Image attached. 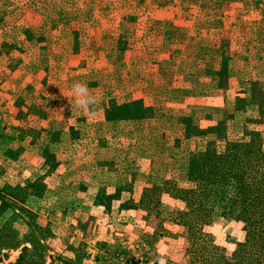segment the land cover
<instances>
[{"label":"rangeland","instance_id":"rangeland-1","mask_svg":"<svg viewBox=\"0 0 264 264\" xmlns=\"http://www.w3.org/2000/svg\"><path fill=\"white\" fill-rule=\"evenodd\" d=\"M137 101L140 117L110 110ZM263 105L264 0H0V264L36 227L30 264H185L184 228L154 234L141 211L95 198L119 186L136 203L168 173L184 186L181 164L213 138L220 152L259 136L264 152ZM204 231L227 256L244 234L222 219Z\"/></svg>","mask_w":264,"mask_h":264},{"label":"trees","instance_id":"trees-1","mask_svg":"<svg viewBox=\"0 0 264 264\" xmlns=\"http://www.w3.org/2000/svg\"><path fill=\"white\" fill-rule=\"evenodd\" d=\"M141 106L137 101L110 110H130L135 114L133 118H137L144 112ZM215 132V126L208 128L204 136ZM215 142L216 138L211 139L203 150L190 153L181 164L184 186H179L169 173L160 178L151 176L136 203L121 199L120 194L126 189L118 186L112 195L104 196L103 192L97 195L95 205L107 210L114 201L118 211H141L145 220L153 221L154 234L161 230L164 220L184 228L185 264H264V152L259 136H250L248 141L225 142L220 152L213 146ZM40 155L47 170L55 169L48 150H41ZM168 164L173 166L172 160ZM161 196L175 204L171 211L164 210ZM0 206L4 210L11 207L1 198ZM219 219L238 223L244 231L229 256L204 231V227ZM36 229V235L27 236L26 243L31 248L22 246L13 264H30L32 255L42 259L45 230Z\"/></svg>","mask_w":264,"mask_h":264},{"label":"clouds","instance_id":"clouds-1","mask_svg":"<svg viewBox=\"0 0 264 264\" xmlns=\"http://www.w3.org/2000/svg\"><path fill=\"white\" fill-rule=\"evenodd\" d=\"M72 92L76 96V104L79 107L89 108L95 104V97H93L87 90L86 86L82 83H74Z\"/></svg>","mask_w":264,"mask_h":264},{"label":"crops","instance_id":"crops-1","mask_svg":"<svg viewBox=\"0 0 264 264\" xmlns=\"http://www.w3.org/2000/svg\"><path fill=\"white\" fill-rule=\"evenodd\" d=\"M198 39H200V38H198ZM202 39H203L202 41L207 42L208 35L207 34H203V38Z\"/></svg>","mask_w":264,"mask_h":264}]
</instances>
